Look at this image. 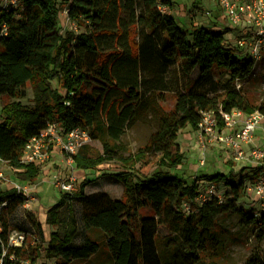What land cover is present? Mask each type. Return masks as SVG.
<instances>
[{
	"label": "trees",
	"instance_id": "16d2710c",
	"mask_svg": "<svg viewBox=\"0 0 264 264\" xmlns=\"http://www.w3.org/2000/svg\"><path fill=\"white\" fill-rule=\"evenodd\" d=\"M20 6L2 9L0 19V98L11 99L0 114V158L23 169L22 180L34 182L41 173L39 164L21 162L28 140L49 122L67 131L83 127L91 142L102 144V151L92 156L90 145H84L73 155L76 166L94 170L119 160L123 169L114 176L123 183V193H88L98 178L83 179L75 190L62 191L48 209L46 223L53 228L49 237L42 222L30 215L36 236L35 246H30L27 240L21 245L10 242V216L26 198L17 188L0 186L2 264L35 263L42 255L56 264H73L91 260L103 246L111 264H223L219 220L233 214L263 239L264 211L249 214L238 206L247 176L235 180L232 174L217 172L190 183L172 172L185 159L179 133L187 126L198 130L202 111L222 107L264 113L263 105H251L237 87L254 73L253 58L226 44L222 31L203 25L183 29L168 11L172 0H20ZM63 6L68 18L84 27L81 32L60 30ZM3 22L8 25L5 34ZM156 54L167 66L178 63L187 89L173 92L172 109L153 107L155 130L145 145L125 157L121 140L146 112L141 100L145 60ZM218 70L228 84L223 94L213 97L202 87ZM29 86L33 105L21 101ZM200 177L225 184L227 199L199 201ZM185 203L190 204L188 212ZM161 226L169 232L162 234ZM242 264H264V257L256 254Z\"/></svg>",
	"mask_w": 264,
	"mask_h": 264
},
{
	"label": "rangeland",
	"instance_id": "374dc122",
	"mask_svg": "<svg viewBox=\"0 0 264 264\" xmlns=\"http://www.w3.org/2000/svg\"><path fill=\"white\" fill-rule=\"evenodd\" d=\"M3 0H0V5ZM59 3L66 0H58ZM173 7L168 10L176 18L179 25L188 31H191L196 23L212 28L217 23L216 30L225 33V38L230 47L237 50L239 54H247L238 47V38L241 35L242 28H237L225 13L219 0H172ZM67 7L63 6L60 12V30L65 33L68 30L75 33L81 32L84 27H79L71 21L66 13ZM167 10V8H163ZM216 21V22H214ZM215 23V24H214ZM200 25V24H199ZM157 36L159 43H162ZM143 34L140 42L143 40ZM157 51L160 47L156 45ZM158 53V52H157ZM159 56V55H158ZM147 69L141 77V100L147 104L146 112L141 114L136 122L129 126L123 136L121 143L123 145L122 156L135 154L138 149L145 145L151 133L155 130V123L151 116L153 107L160 106L165 110L172 109L175 99L173 92L186 90V79L180 70L178 63L167 66L160 58L154 55L153 59L145 60ZM228 84L227 76H223L221 71L213 74L212 79L206 81L202 89L213 97L223 94ZM237 87L246 96L253 106H264V52L261 60L256 62V67L252 76L243 82H238ZM33 90L28 87V95L21 101L28 105H33ZM11 101L7 96L0 98V114L2 105ZM258 110V109H257ZM178 143L182 151L185 153L184 162L174 168L172 172L184 177L192 183L197 176L203 174H214L217 172L232 174V178L239 180L243 176L246 177V188L244 189L238 206L244 208L249 214L258 213L264 197H258L255 191L249 189L253 187V182L258 177H264V160L261 164L254 161L253 158L236 159L235 151L217 140L210 141L204 138L199 130L187 126L179 133ZM264 143V131L258 127L254 134L253 142L244 146L246 154L250 153L251 148L256 144ZM89 154L94 156L102 151V144L99 141H92ZM205 160V164H201V160ZM152 160V159H151ZM140 164L137 168H140ZM150 172L154 171L155 165H150ZM6 172L7 181L0 186L3 189H10L13 184H19L23 189L25 202L30 203L29 207L20 206L18 210L10 216V224L12 230L10 232L11 244H18L19 236H24V240L30 246H35L36 236L35 229L30 221L32 214L40 222H42L45 234L49 237L53 228L46 223L47 211L58 202L62 189L56 184V180L74 179L75 187L77 183L85 178L97 179L89 186L88 193L96 191H107L113 197H121L123 193V183L115 179V173L123 169L119 160H111L94 170L80 169L75 162H69L68 156L60 150H56L50 158L39 164L41 173L34 182L24 181L21 177L23 169H16L8 164H3ZM232 170V172H231ZM258 170V174L254 172ZM208 180L200 177L199 184L202 191L206 188ZM204 184V185H203ZM229 188L221 183L218 185L217 194L221 200L227 199L226 192ZM78 208V207H77ZM219 230L223 239L224 249L220 262L223 264H242L248 258L259 254L264 257V237L260 241L257 234L250 228L245 227L241 216L233 214L223 216L219 220ZM162 234H167L169 230L165 226L160 227ZM32 264H56L53 259H48L42 255ZM73 264H111L109 252L106 247H102V251L88 261H76Z\"/></svg>",
	"mask_w": 264,
	"mask_h": 264
},
{
	"label": "built area",
	"instance_id": "2783aa9c",
	"mask_svg": "<svg viewBox=\"0 0 264 264\" xmlns=\"http://www.w3.org/2000/svg\"><path fill=\"white\" fill-rule=\"evenodd\" d=\"M230 21L237 27H241V35L238 38V47L253 58L256 62L261 60L264 52V0H219ZM11 8L22 9L20 0H3L0 5V19L2 9L7 11ZM165 8L166 7H162ZM67 13V11H66ZM20 16V14H18ZM8 25L6 22L1 24V33H7ZM258 127L264 131V113L256 110L252 113H246L239 108H233L231 111L224 110L222 107L213 110L201 112L199 122V131L201 135L210 140H217L227 146H230L236 153L235 158L245 159L253 158L258 164L264 160V143L254 145L249 154L244 151V146L253 142L254 134ZM91 142V134L88 129L76 127L67 131L58 122H49L44 130L37 136H34L26 143L21 162L25 165L31 163L42 164L46 162L51 154L60 150L68 156L69 162H74L73 155L76 154L84 145ZM3 164H7L0 158V184L7 181L6 172ZM205 164V160H201ZM253 189L258 197H264V177H258L253 182ZM56 184L62 191L71 192L76 189L74 179L56 180ZM12 188H17L23 192L19 184H13ZM218 186L215 183H207L205 190H201L198 200L203 202L213 196H217ZM24 194V192H23ZM28 202H25L26 204ZM188 212L190 204H184ZM264 211V201L261 204L260 211ZM15 245H21L24 236H19ZM2 264V260H0ZM24 264H32L29 261Z\"/></svg>",
	"mask_w": 264,
	"mask_h": 264
},
{
	"label": "crops",
	"instance_id": "0c3cea01",
	"mask_svg": "<svg viewBox=\"0 0 264 264\" xmlns=\"http://www.w3.org/2000/svg\"><path fill=\"white\" fill-rule=\"evenodd\" d=\"M214 22H216V21H214ZM196 24H200L201 25V23H196ZM215 24V23H214ZM211 26V28H212V25H210ZM214 27H213V29H215L216 30V26H217V23L215 24V25H213ZM210 28V27H209ZM226 42L228 43V41L226 40ZM29 205H30V203H26V204H24V206H26V207H29ZM77 261H83V260H77ZM76 262V261H75ZM74 262V263H75Z\"/></svg>",
	"mask_w": 264,
	"mask_h": 264
}]
</instances>
